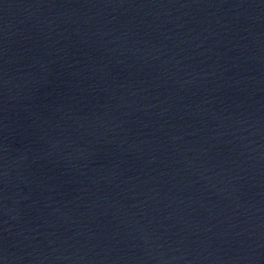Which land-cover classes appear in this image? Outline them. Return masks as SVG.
Returning <instances> with one entry per match:
<instances>
[{"label":"water","instance_id":"1","mask_svg":"<svg viewBox=\"0 0 264 264\" xmlns=\"http://www.w3.org/2000/svg\"><path fill=\"white\" fill-rule=\"evenodd\" d=\"M0 264H264V0H0Z\"/></svg>","mask_w":264,"mask_h":264}]
</instances>
